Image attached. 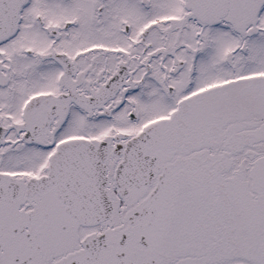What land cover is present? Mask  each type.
I'll use <instances>...</instances> for the list:
<instances>
[{"label": "snow or ice", "instance_id": "6c2138e0", "mask_svg": "<svg viewBox=\"0 0 264 264\" xmlns=\"http://www.w3.org/2000/svg\"><path fill=\"white\" fill-rule=\"evenodd\" d=\"M0 264H264V0H0Z\"/></svg>", "mask_w": 264, "mask_h": 264}]
</instances>
